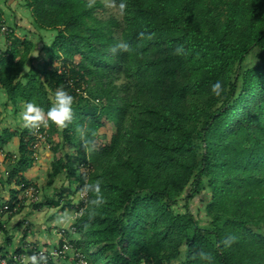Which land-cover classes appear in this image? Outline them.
Instances as JSON below:
<instances>
[{"label": "trees", "instance_id": "16d2710c", "mask_svg": "<svg viewBox=\"0 0 264 264\" xmlns=\"http://www.w3.org/2000/svg\"><path fill=\"white\" fill-rule=\"evenodd\" d=\"M110 1L121 40L100 1L24 0L41 46L12 32L0 55L15 108L46 113L58 88L74 97L70 121L44 126L49 182L69 184L52 204L75 210L88 190L74 245L90 264H264V0ZM22 132L7 178L25 188L36 161Z\"/></svg>", "mask_w": 264, "mask_h": 264}, {"label": "crops", "instance_id": "0c3cea01", "mask_svg": "<svg viewBox=\"0 0 264 264\" xmlns=\"http://www.w3.org/2000/svg\"><path fill=\"white\" fill-rule=\"evenodd\" d=\"M11 1L0 0V8L4 19L10 27L14 28L12 30L15 37L34 43L36 50L38 38L33 25H31L29 12L24 6V1L22 0L23 4L21 2L20 5H16L15 3L17 2L14 1L15 6H12L14 8L10 7ZM33 38H36V40H33ZM0 105L5 108L8 116L13 113L15 120L13 122L10 118V121L4 124L5 126L0 123V135H3L4 132L11 134L7 142L0 147L1 207L5 204L12 206L20 194L22 187L8 182L7 176L8 171L14 165V158L19 155L22 131H26L29 127H24L19 118L24 106L20 103L15 108L1 88ZM39 154V160L25 174V178L28 183L36 182L38 184L40 192L39 202H41V205H23L16 213L9 214L5 212L0 215V252L10 257L22 255L27 262L33 260L32 247L51 250L58 246L60 244L58 229L69 227L74 222L72 209L63 210L52 204L53 201L57 200L64 187L68 185L65 180L60 178H54L52 182H49L51 162L53 160L52 151L50 149H42ZM77 238L78 234L73 236V239Z\"/></svg>", "mask_w": 264, "mask_h": 264}, {"label": "built area", "instance_id": "2783aa9c", "mask_svg": "<svg viewBox=\"0 0 264 264\" xmlns=\"http://www.w3.org/2000/svg\"><path fill=\"white\" fill-rule=\"evenodd\" d=\"M13 30L6 24L0 8V55L7 54L10 50V38ZM34 138L32 157L37 162L39 160V152L42 149L50 148L49 135L44 126L39 128H29V134ZM17 159V156L16 158ZM82 167V166H81ZM9 174V171H8ZM87 187L78 190L74 201L75 210H73L76 219L87 207L88 202ZM40 200L39 188L36 184L30 183L25 188H21L20 194L10 206L5 204L0 207V215L7 212L9 214L19 211L21 206L38 203ZM68 201V198H62L61 202ZM27 223V222H26ZM60 236V244L51 250H44L38 247H32L33 260L27 262L22 255H9L0 252V264H90L88 255L74 245L73 236L77 235V229L71 225L69 227H61L57 231Z\"/></svg>", "mask_w": 264, "mask_h": 264}, {"label": "clouds", "instance_id": "9594fccd", "mask_svg": "<svg viewBox=\"0 0 264 264\" xmlns=\"http://www.w3.org/2000/svg\"><path fill=\"white\" fill-rule=\"evenodd\" d=\"M124 5L121 4V9ZM179 52L180 49L178 48ZM212 92L214 95L219 96L222 92V86L220 81H216L212 84ZM74 97L66 90L58 88L54 92V96L47 111L41 109V107L31 101L27 102L23 111L20 114V121L24 127L39 128L41 126H47L49 123L63 127L66 122L72 118V105ZM30 184V183H29ZM97 192L99 190L98 185H92ZM102 197L97 196V199L93 203L100 204Z\"/></svg>", "mask_w": 264, "mask_h": 264}, {"label": "rangeland", "instance_id": "374dc122", "mask_svg": "<svg viewBox=\"0 0 264 264\" xmlns=\"http://www.w3.org/2000/svg\"><path fill=\"white\" fill-rule=\"evenodd\" d=\"M14 1L17 2V3H15L16 5H20L21 2L23 4L24 0L23 1L22 0H17V1L12 0L10 3V7L15 6ZM87 1H89L91 3L95 2V1H100L102 3V7L95 11L96 16L99 18H102V19H106V20L110 19V18H114L120 24L119 27L114 28V34L119 40H121V30H122V26H123V14L120 10V7L110 0H87ZM1 4L3 5V3H1ZM24 6H25V4H24ZM12 8H14V7H12ZM12 8H10V9H12ZM6 24H7V22H6ZM10 28L14 29L12 27H10ZM33 40H36V38H33ZM28 44L30 45L31 52H33L34 54H36V50L39 48V46H41V44L36 45L37 49L35 50V44L34 43L29 42ZM47 58H48V55L45 57V59H47ZM34 63L37 64V61ZM2 105H3V103H2ZM2 105H0V117H1L0 123L2 124V126H5L4 124L9 122L10 118H11V120H13V122L15 120H14L13 115H12L13 113L8 116L5 108H3ZM48 133H49V138H50V148H45V149L51 150V144H52V142H54L53 140H55V136L51 130L48 131ZM58 178H60L61 180H65V177L63 175H60ZM32 183H34L38 186V184L36 182H32ZM66 195H68V194H66ZM209 198H210V195L208 193L204 192V193H201L193 201L190 202V209L197 218L198 217H202V218L204 217L203 209H204L205 204L208 202ZM74 201H75V199H74ZM73 216H74V213H73ZM73 216H72V218H73V220H75V218ZM72 218H71V220H72Z\"/></svg>", "mask_w": 264, "mask_h": 264}]
</instances>
